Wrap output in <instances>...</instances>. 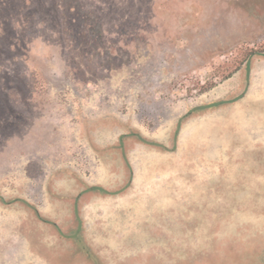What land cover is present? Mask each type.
<instances>
[{"label":"rangeland","instance_id":"rangeland-1","mask_svg":"<svg viewBox=\"0 0 264 264\" xmlns=\"http://www.w3.org/2000/svg\"><path fill=\"white\" fill-rule=\"evenodd\" d=\"M0 264H264V0H0Z\"/></svg>","mask_w":264,"mask_h":264}]
</instances>
